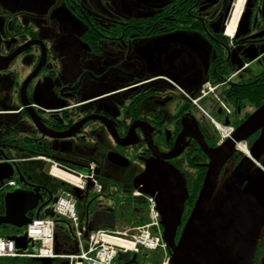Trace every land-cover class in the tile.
Masks as SVG:
<instances>
[{"label":"flooded vegetation","instance_id":"obj_1","mask_svg":"<svg viewBox=\"0 0 264 264\" xmlns=\"http://www.w3.org/2000/svg\"><path fill=\"white\" fill-rule=\"evenodd\" d=\"M237 1L0 0V162L24 177L3 180L0 215L8 191L37 187L34 217L84 180L83 220L111 212L98 227L133 229L147 217L134 180L159 160L187 189L178 241L210 161L200 140L224 142L211 118L235 129L264 102V0Z\"/></svg>","mask_w":264,"mask_h":264},{"label":"water","instance_id":"obj_2","mask_svg":"<svg viewBox=\"0 0 264 264\" xmlns=\"http://www.w3.org/2000/svg\"><path fill=\"white\" fill-rule=\"evenodd\" d=\"M224 123H229L228 118H225ZM259 129L261 131L253 143V151H249L250 156H245L239 163L237 175L233 179L229 191H227V200L230 198L228 222L223 224V220V222H219L215 218V224L203 222V214L208 197L225 161L237 150L236 143L244 141ZM200 144L209 156L210 161L194 207L178 241L175 240L176 229L180 224L184 201L187 198L184 178L180 176L173 166L161 165L159 160H155L148 161L145 170L134 180L135 189L155 199L157 210L160 214V223L163 227L162 236L170 252L169 264H218L215 262L216 257L213 259L214 253L222 244L231 245L229 239L235 230L238 219L250 206L258 205L264 201V169L252 173L248 172L253 159H256V153L264 148V103L239 124L235 128L232 137L226 139L222 144L213 148L207 146L201 140ZM14 172L18 175V181L23 182V175L12 162H0V186L3 180L11 178ZM245 180L247 182L243 185ZM37 191V187L30 191L18 188L4 193L5 210L0 215V225H9L16 228L26 226L32 218L27 215V212L33 209L37 205L38 200L41 199ZM72 191L77 194L80 190L73 187ZM258 198L259 200L256 201ZM34 217L58 218L52 208L44 209L41 214L37 211ZM113 217L114 214L111 212H96L88 223V230L95 229L100 222L111 224ZM201 221L204 225L201 224ZM259 237L260 233L254 231L253 228L247 232V238L249 239L244 242L246 246L241 249L242 257L245 253L253 250ZM9 238L16 240L17 248L26 249L30 243L26 233L20 237ZM227 239L228 242L226 241ZM128 257V252L120 253L118 259L126 260ZM34 260L40 264H53L50 258H34ZM135 261L136 255L133 254L123 264H130ZM227 262L226 264H232L230 260H227Z\"/></svg>","mask_w":264,"mask_h":264},{"label":"built area","instance_id":"obj_3","mask_svg":"<svg viewBox=\"0 0 264 264\" xmlns=\"http://www.w3.org/2000/svg\"><path fill=\"white\" fill-rule=\"evenodd\" d=\"M226 33L231 35L228 30ZM222 106L227 109L225 105ZM211 121L218 131L220 143L232 137L234 132L232 124H224L222 121H215L212 118ZM239 144H243L246 148L245 143L240 141L236 143L237 149H239ZM246 154H249V151ZM70 183L80 190H83L85 186L84 180L80 182L70 180ZM15 184V179H11L5 185L14 186ZM93 188L99 190L100 186L94 183ZM134 195H138V192L135 191ZM145 203L147 206V220L133 229L115 230L97 227L87 231L76 211V199L72 191L64 189L55 199L52 209L57 217H63L69 221L74 232L77 251L74 253H58L55 251V222L53 218L44 217L32 218L31 222L25 226L26 237L31 243L36 244L34 250L17 248L15 239L0 236V256H20L32 259L50 258L51 260H60L64 264H123L133 254L137 256L141 252L154 251L158 255V260L153 261L152 264H169L170 253L162 236L160 214L155 199L146 195ZM126 252L129 253L128 259L119 260V254ZM130 264L143 263L136 260Z\"/></svg>","mask_w":264,"mask_h":264},{"label":"rangeland","instance_id":"obj_4","mask_svg":"<svg viewBox=\"0 0 264 264\" xmlns=\"http://www.w3.org/2000/svg\"><path fill=\"white\" fill-rule=\"evenodd\" d=\"M236 16V15H235ZM264 103V102H263ZM263 103L260 105L262 106ZM258 106V108L260 107ZM258 108H256L251 114H253ZM255 141V140H254ZM249 146L250 151H253V143ZM233 155H231L224 163L222 169L220 170L216 182L214 183L210 195L205 206L203 214V222L207 224H215V220L218 219L219 222L222 221L223 224L228 222L230 215V205L229 200H227V191L231 187V183L235 176L237 175L238 165L240 160L245 158L244 155H240V160L238 165L233 164ZM256 159L260 161L261 166L264 168V148L256 153ZM253 169L256 171L262 170L255 163H252ZM254 172V171H253ZM252 173V172H251ZM7 181V180H6ZM10 188V187H8ZM259 198L256 200L258 201ZM255 201V202H256ZM254 202V203H255ZM76 211L80 217L81 223L85 226L86 221L83 220L81 216V203L76 202ZM245 215V216H244ZM210 221V222H207ZM201 221V224L204 225ZM261 233L264 232V201L258 205L250 206L244 214L238 219L235 225V230L229 239L231 245L222 244L215 251L213 259L216 257L218 264H226L227 260H230L232 264H264V250L258 255V258H254V250H250L245 253L242 257L241 249L246 246L244 243L248 241L247 232L250 229ZM111 229V228H109ZM25 233V228H16L9 225H0V236L5 237H20ZM211 240V238H210ZM228 242V239L226 240ZM28 250H34L36 247L35 243H29ZM226 246V247H225ZM225 247V249H224ZM251 252V253H250ZM158 258V255L154 251H145L137 255V261L143 264H152ZM23 261H35L32 258L27 257H14V256H0V263H10V264H20ZM37 262V261H35ZM60 260H55V263H60Z\"/></svg>","mask_w":264,"mask_h":264},{"label":"trees","instance_id":"obj_5","mask_svg":"<svg viewBox=\"0 0 264 264\" xmlns=\"http://www.w3.org/2000/svg\"><path fill=\"white\" fill-rule=\"evenodd\" d=\"M253 105H256V103H253ZM70 190V189H69ZM147 220V217L142 221L144 223ZM55 222V240H54V248L55 251L58 253H74L77 251L76 247V240L74 237L73 229L70 226V223L62 218H54ZM264 250V233L262 236V239L260 241V244L257 248V253H255V257L258 258V252L261 254V252ZM158 260V258L156 259ZM0 264H10V263H0ZM20 264H40L39 262L35 261H23ZM55 264V262H54ZM58 264V263H56ZM62 264V263H59Z\"/></svg>","mask_w":264,"mask_h":264},{"label":"bare ground","instance_id":"obj_6","mask_svg":"<svg viewBox=\"0 0 264 264\" xmlns=\"http://www.w3.org/2000/svg\"><path fill=\"white\" fill-rule=\"evenodd\" d=\"M243 0H238L237 1V4H236V9H239L240 8V4H241V2H242ZM234 17H236V16H234ZM235 18L232 20V22L230 23V25H229V27H228V31L229 32H233V29H234V23H235ZM238 148L240 149V150H242L243 152H245V153H248V151H247V149L244 147V145L243 144H239L238 145ZM51 172H52V174L53 175H55V176H58V177H62V178H68L67 176V174H65V173H63L62 171H60L58 168H56V167H53V168H51ZM70 178H72V177H70ZM72 179H74V178H72ZM85 187V186H84ZM92 187H93V185H92ZM63 218V217H62ZM64 219H66V218H64ZM32 220V219H31ZM31 220H30V222H31ZM67 220V219H66ZM68 221V220H67ZM69 222V221H68ZM85 228H86V230L88 231V224L86 223L85 224Z\"/></svg>","mask_w":264,"mask_h":264}]
</instances>
